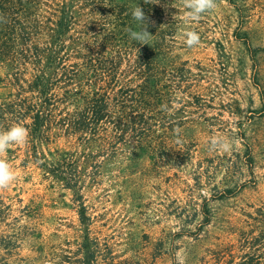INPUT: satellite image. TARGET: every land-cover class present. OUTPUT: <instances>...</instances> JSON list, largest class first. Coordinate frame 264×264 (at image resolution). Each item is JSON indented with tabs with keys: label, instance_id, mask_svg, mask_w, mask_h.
<instances>
[{
	"label": "rangeland",
	"instance_id": "obj_1",
	"mask_svg": "<svg viewBox=\"0 0 264 264\" xmlns=\"http://www.w3.org/2000/svg\"><path fill=\"white\" fill-rule=\"evenodd\" d=\"M185 29L199 45H185ZM175 40L192 76L164 100L163 126L82 191L97 264H264V0H217ZM10 92L0 83V99ZM213 135L232 150L209 151ZM5 158L17 179L0 190V261H74L86 233L72 192L23 163L24 145Z\"/></svg>",
	"mask_w": 264,
	"mask_h": 264
},
{
	"label": "trees",
	"instance_id": "obj_2",
	"mask_svg": "<svg viewBox=\"0 0 264 264\" xmlns=\"http://www.w3.org/2000/svg\"><path fill=\"white\" fill-rule=\"evenodd\" d=\"M135 5L149 45L126 32L138 30ZM185 11L182 0H0V83L11 89L0 130H29L23 163L72 192L86 233L74 261L54 254L52 264H97L82 191L100 186L119 158L146 151L177 78L192 76L174 53Z\"/></svg>",
	"mask_w": 264,
	"mask_h": 264
},
{
	"label": "clouds",
	"instance_id": "obj_3",
	"mask_svg": "<svg viewBox=\"0 0 264 264\" xmlns=\"http://www.w3.org/2000/svg\"><path fill=\"white\" fill-rule=\"evenodd\" d=\"M144 2L150 3V0H144ZM182 4L186 10L183 22L187 25L190 22H198L203 14L215 10L217 7V0H182ZM131 17L137 22L138 30H133L131 27L127 28L126 32L129 39L136 41L140 45H149L153 35L147 31L148 18L140 5L133 6ZM182 36L188 48L200 44V36L194 30L185 29L182 31ZM161 108L167 111V105H162ZM173 131L175 135L179 136V128ZM28 137L29 130L19 123L10 126L7 130H0V190L8 188L17 179L15 171L5 158L8 148L13 144H26ZM176 142L180 143L181 141L177 139ZM232 148L233 142L226 137L213 135L210 138L209 151L228 153ZM177 259L178 264H184L182 256L178 255Z\"/></svg>",
	"mask_w": 264,
	"mask_h": 264
}]
</instances>
